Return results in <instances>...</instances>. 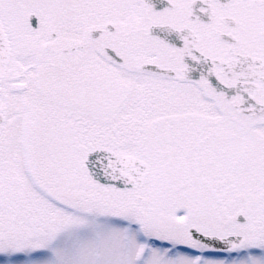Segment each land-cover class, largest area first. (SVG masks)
I'll return each mask as SVG.
<instances>
[{"label": "snow or ice", "instance_id": "1", "mask_svg": "<svg viewBox=\"0 0 264 264\" xmlns=\"http://www.w3.org/2000/svg\"><path fill=\"white\" fill-rule=\"evenodd\" d=\"M0 264H264V0H0Z\"/></svg>", "mask_w": 264, "mask_h": 264}]
</instances>
